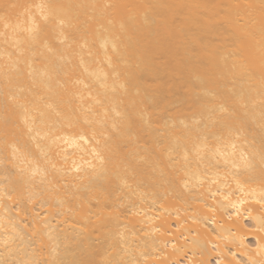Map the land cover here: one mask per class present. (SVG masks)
<instances>
[{
  "label": "bare ground",
  "instance_id": "obj_1",
  "mask_svg": "<svg viewBox=\"0 0 264 264\" xmlns=\"http://www.w3.org/2000/svg\"><path fill=\"white\" fill-rule=\"evenodd\" d=\"M0 264H264V0H0Z\"/></svg>",
  "mask_w": 264,
  "mask_h": 264
}]
</instances>
